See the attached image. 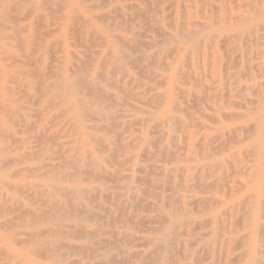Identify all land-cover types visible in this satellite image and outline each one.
Segmentation results:
<instances>
[{"label":"bare ground","instance_id":"bare-ground-1","mask_svg":"<svg viewBox=\"0 0 264 264\" xmlns=\"http://www.w3.org/2000/svg\"><path fill=\"white\" fill-rule=\"evenodd\" d=\"M112 1L0 0V200L5 201L1 206L6 205L7 201H10L12 204L6 207L11 210L15 203L18 204V201L8 198V192L10 191L16 195L17 192L19 195L21 193L26 195L31 193L34 196V200H37L36 202L39 205L42 204L44 209L38 211V213L28 209L24 211V215L32 216L34 214V218H42L45 223H48V226L44 229L42 228V230H29L18 234L14 231L22 228L28 229L30 224L28 221H25V218V222L22 223L20 221V223L18 221L20 224H15L14 222L17 221V219H14L15 216L13 220L6 219L0 223V228L4 227L6 232H10L5 237L6 240L8 239L16 245L20 244L24 246L27 255L44 256L48 260V264H126L130 260H134L133 264H158L155 258L157 256L165 258L171 252L170 250L174 247L173 245H176L177 248L182 246L183 251L186 252L187 246H190L189 243H192L182 242L179 244L175 242L176 233L184 230L183 225L189 227L191 223H178L173 220L174 211L166 214L163 208L169 206H165L164 202L168 201L169 198H162L156 194V191L162 188V185L164 186L165 183L168 186L173 181L174 171L170 169L161 171V168L157 165V162L160 163L161 159L164 160L166 157L176 156H173L171 149V145L173 146L174 144L171 134L173 126L179 125L178 130L180 128L184 130L187 126L185 120L178 119L172 115V112H176V110L181 112H185L186 110L185 107L175 102L173 99L174 92L176 91L177 94L182 96L186 92L177 88L172 77L162 76L159 73V69L162 70L169 67V64L163 63L162 59L166 56L168 57V55H175L177 57L182 55L192 56L198 50L199 43L193 39L195 25L191 22L179 23L178 17L180 14L178 9H176L170 15L173 21L171 25L172 33H168L162 25L163 18L158 19L157 17L159 11L153 9L157 2H160L159 0H145L148 6H142V4H111ZM127 10H134L135 14L132 13V15L136 17L150 14L149 21L151 24L149 25V31L155 34L156 37L145 38L143 34L140 37L137 34L126 38L114 34L113 32L116 31L115 23L117 21L120 24H125ZM254 15L256 14L254 13ZM141 37H144V39H141ZM161 41L167 43L166 47L158 46L162 43ZM173 43H176L177 46L169 47ZM236 46L238 47V45H234V47ZM138 48L150 50V54L140 55L138 53L139 55L135 56L133 53ZM222 49H225V47ZM128 66L135 67L136 71L137 69L139 70L138 77L129 74ZM153 67L157 68V70L152 71ZM179 68H181V73L185 77L186 73L188 74L187 70L190 66L182 63ZM145 71L148 79H150L149 82H153L152 86L145 87L148 96L145 97L147 95L146 92L143 94L144 97H141L138 101L140 106L128 105L129 110L123 112L126 114L117 113L115 109L120 105L122 99L107 88H116V90H119L118 92L126 94L128 92L127 85H140V77ZM163 86L169 88L170 91H159L158 87ZM20 93H22L21 97L19 96ZM133 98L130 99L133 100ZM202 99L205 101V98L202 97ZM122 101L127 105L124 100ZM28 104L36 106L31 115L36 121L32 122L26 119L28 117ZM146 107H152L155 110H150ZM161 108L163 111L158 113L156 109ZM119 119L124 120L119 121ZM53 123L58 127H65L67 129V132L63 135L64 141L53 144L54 149L58 150V158L56 159L60 161L59 163L45 165L46 160L53 161V159L44 158L41 153H28V151L17 157L10 156V144L12 146H25L29 142L28 138L17 137L18 132H20L18 129L24 130V134L34 130L35 136L33 140L45 143L52 141V139L54 140L53 137L45 135V126ZM131 127H136L135 131L139 135H131L127 140L125 138L126 141L120 139L121 132L123 130L127 131ZM144 127L146 131L151 130L149 134H143ZM250 128L253 129L252 127ZM245 132L248 134L247 131ZM98 133H102V135H98ZM19 134L21 135L23 132ZM164 140L167 143L162 144ZM213 144L211 143V145ZM150 146H154L156 149L154 148L155 150L152 151ZM193 146L195 147V145ZM97 148L105 156H97L94 153V149ZM132 148L136 149V152L133 153L129 150ZM125 151H128V154ZM122 152H125L124 156L121 154L123 159L113 164L114 166L117 165L118 169L123 166H126V168L118 171L106 169L105 165H108L106 163L117 158ZM260 154L264 158V151H261ZM139 156L146 161L155 160L156 162L142 166L136 162ZM28 157L36 158L39 166L34 169L28 167L21 169L14 168L27 162ZM211 167L215 171L218 170V165H212ZM45 169L46 172L42 176L46 178V182L43 185L28 187L24 181L14 184L4 181L6 178H17V176H25L28 173L32 175L34 172ZM189 172L190 169L185 170V173L188 174ZM135 174H138V176H135ZM81 175H85L93 182H97L98 180L113 182L115 183V191H112L111 187L107 185H92L86 188H66L60 185L61 182L68 179H75L74 181L78 182L77 178H80ZM148 176H151L153 179L147 178ZM160 178L162 179L160 180ZM197 178H199V186L197 188L201 187L200 190H202L200 192H203L204 187L209 189L217 186L221 180L220 177H217L210 184L205 185L202 182L201 173L198 174ZM68 182L70 183L69 180ZM139 182L146 183L144 186L148 184L151 189H156V191L154 190L155 202L144 200V194L146 193L147 195L149 188L146 187L148 188L147 191L143 188H138ZM237 185L239 184L237 183ZM197 188L196 191L199 192ZM229 191L233 194L239 190L230 187ZM85 200H88L89 203H85ZM109 201L114 207L105 206V203L107 202L108 204ZM181 202L184 203L181 210L185 211V199ZM91 203L95 205L93 209L96 208L98 210L97 213L92 211L90 207ZM209 203L210 198L193 200V204L205 208ZM212 204L214 205V202ZM252 204L254 203L252 202ZM18 205L21 206V204ZM137 205L146 209H152L155 215H138L132 218V214L130 215L127 209L130 207V209L132 207L140 209L138 208L140 206ZM252 206L255 210H258L257 204ZM3 207L5 208V206ZM7 208L6 210H8ZM20 209L22 211V206ZM206 209L209 210L208 206ZM76 212L79 213V216L82 214L86 218L91 217L87 222H91L90 220L94 219V217L96 219L97 217L104 219L100 216L106 213L109 214V217L112 215L110 218L117 216L116 220L119 219L120 223L121 221L124 223L133 221L136 225L141 226L150 224V227H146V232L150 233L151 236L138 237L131 233L115 232L113 230L106 234L99 228L89 227L82 223L72 222L65 224L70 215L73 216V213L75 214ZM246 213H248V210ZM225 216L231 222L235 220V224H238L240 221L233 209L227 211ZM109 221H111V225L113 222L112 220ZM119 222L118 224L120 225ZM205 227L207 226H203V229ZM227 229L230 230V226ZM212 233L214 234V231ZM157 236H160V238ZM199 236L200 240L203 241L207 234ZM70 237H79L83 241L80 243L66 241ZM108 237H111L113 240H109ZM240 238L236 243L240 246L245 242L248 250L242 251L235 258L228 259L230 260L229 264L240 262L241 260L247 264H264L261 261L256 263L253 257L256 244L254 233ZM213 241L211 244H213ZM128 243L134 244L137 248L146 247L147 249L126 251L120 248L121 245ZM232 244L235 243L233 242ZM238 245L237 248L239 247ZM233 250H235L234 247ZM0 251L8 256V259H13L2 249ZM173 251L175 252V250ZM210 252H213L212 246H206L204 253ZM68 254L73 258H66L65 256ZM260 255L262 256L263 254ZM118 257H121V259L119 260ZM205 257L203 255L202 259L207 258Z\"/></svg>","mask_w":264,"mask_h":264},{"label":"rangeland","instance_id":"rangeland-1","mask_svg":"<svg viewBox=\"0 0 264 264\" xmlns=\"http://www.w3.org/2000/svg\"><path fill=\"white\" fill-rule=\"evenodd\" d=\"M159 1L160 2L159 3L157 2V4L154 6L153 9L159 11L157 17L158 19L163 18L162 25L165 27L166 31L168 33H172L171 25L173 21L170 15L176 9H178V12L180 14L178 17L179 23L191 22L192 24L195 25L193 29L194 30L193 39L194 41L196 40V42L199 43V48L198 50H196V52L192 54V56L182 55L177 57L175 55H171V56L168 55V57L166 56L162 58L163 63L169 64V67L164 68L162 70L159 69V73H161L162 76L172 77L174 79L177 88L180 89L181 91H185L187 94L182 96L180 94H177L176 91L174 92L173 99L177 104H180L181 106L185 107L186 110L185 112L183 111L181 112L179 110H176V112L175 111L172 112V115L175 116L176 118L185 120L187 126L184 129L185 131L181 128L180 130H178L179 125L176 124L173 126V129L171 131V134L174 139L173 140L174 144L172 143L173 146L171 145V149L173 152V156L176 155L177 157L176 156L166 157L164 158V160L161 159L160 163L157 162V165L161 168V171L169 170V169L174 171L173 174L174 177H173V181H171V184H168L167 186L166 185L167 183H165L164 186L162 185V188H159V190L157 191L156 189L149 188L148 184L147 186H144L146 183L143 182L142 183L139 182L137 187L143 188L146 191L149 188V190L147 191L148 196L146 195V193L144 194V196L145 197L147 196L148 198L144 197V200L155 202L154 190L156 191V194L160 195L162 198H169V200L165 201L164 203L165 206L168 205L170 208L169 207L163 208L164 212L166 214L167 213L170 214V212L174 211L175 214L172 218L178 223H191L189 224V227L183 225L184 230L180 231V233H176L175 242L179 244H181L182 242L183 243L192 242V243H189L190 246L189 245L187 246L186 252L183 251L182 246L177 248L176 245H173L174 247L176 246V248L174 249V247H172V249L170 250L171 252H169V254L165 258H163L162 256L160 257L157 256V258L155 259L157 260L158 264L159 263L160 264H172V263L229 264L230 260L228 259H231L233 257L235 258L242 251L248 250V247L245 245V242L244 244H242L243 246L242 245L239 246L236 243L239 239H241L240 237H245L251 233H254V236L256 238V244H255V253L253 257L255 258L256 263L258 261L264 263V257H262L264 255V158L260 154L261 151H264V110H263L264 0H253V1L252 0H159ZM115 3H118L120 5L142 4V6H148L147 1L145 0H140V1L113 0L111 2V4H115ZM252 6L255 8H253ZM134 12H135L134 10L132 11L127 10L125 24H120L117 21V23H115L116 31L113 33L116 35H121L126 38H130L133 35H137V34L139 35V37L144 35L145 38L156 37L155 34L149 31V25L151 24V22L149 21L150 14L144 15L142 16L143 17L142 18V17L133 16L132 13L135 14ZM253 12L256 15H254ZM134 17L137 19H135ZM144 37H141V39H144ZM213 39L214 40L216 39L215 40L216 42ZM221 40L223 44L221 43ZM161 42L162 43H160L158 46L166 47L167 43L164 41ZM225 42L226 44H224ZM234 45H238V47L237 46L234 47ZM176 46L177 44L173 43L172 46L169 47H176ZM221 47L222 48L225 47V49H222ZM149 51H147L146 49L138 48L135 51L136 54L135 53L133 54L135 56L139 54L140 55L150 54ZM182 63H186L188 64V66H190V68H188L187 70L188 74L186 73L185 77L181 73L180 70L181 68H179L181 67ZM153 68L152 71L157 70V68L155 67ZM128 72L130 75L138 77L139 70L137 69L136 71L135 67L128 66ZM149 80L150 79H148V76L146 75V71H145L140 77V81H141L140 85L139 84L138 85L134 84L130 86L127 85L128 92H126V94H122L118 92L119 90L118 89L116 90V88H107L109 91L116 94L120 99L124 100L127 104L125 105L124 102L121 100L120 105L115 109L116 112L119 114H126L123 112H127L129 110L128 105L140 106L138 101L140 100L141 97H144L143 94H145L146 92L147 95L145 97L148 96V92L145 90V87L153 85V82L152 81L149 82ZM163 87H158V90L170 91L169 88H167L166 86ZM21 95L22 93H20L19 96L21 97ZM202 97L205 98V101L202 99ZM130 98L131 99L133 98L134 101L131 100ZM198 100L199 102L197 103ZM198 104L200 105L197 106ZM27 107H28V111H27L28 117H26V119L32 122L36 121L35 118L31 117L33 110L36 109V106H33L32 104H28ZM146 108L150 110H155V108L152 107H146ZM156 111L160 113L163 110L161 108V109H156ZM122 120L124 119H119V121ZM45 127H46L45 135L49 137H53L54 140L52 139V141H48L45 143L40 142L41 143L40 144L39 141L33 140L35 136L34 130L31 132L28 131L27 134H24L25 132L24 130L18 129V131H20L21 133L23 132V134L20 135L19 134L20 132H18L17 137L28 138L29 142L25 146L23 145L12 146L10 144L9 146L10 156L17 157L28 151V153L30 152L41 153L43 154L44 158L53 159V161L46 160L44 163L45 165L50 163H59L60 161L56 159L58 158L57 155L58 150L54 149L53 144H55L56 142L64 141L63 135L67 132V129L65 127L63 128L58 127L55 123L51 125H46ZM250 127H252L253 129H251ZM136 129H137L136 127H131L127 131L123 130V132H121L120 134L121 135L120 139L126 141L128 138L131 137V135L138 136L139 134L136 133L135 131ZM150 131L151 130L146 131L145 128V130H143V134L144 135L149 134ZM245 131H247L248 134ZM98 135H102V133H98ZM250 138L252 139L250 140ZM165 143H167L166 140H164L162 144ZM211 143L214 144L211 145ZM39 144L41 147L39 146ZM193 145H195V147ZM154 148L156 149V147L150 146V149L152 151L155 150ZM189 148L191 149L189 150ZM129 150L133 153L136 152V149L134 148ZM125 152H127L128 154V151ZM125 152L120 153L118 157L121 156V154L122 156H124L123 154H125ZM94 153L100 157L105 156V154L100 152L99 148L94 149ZM215 153L218 155L215 156L216 155ZM122 156L120 158L117 157L114 160L108 161L109 163H106L108 165H105L106 169L118 171L126 168V166H123L118 169L116 163H115L116 166H114L113 164L116 161L122 160L123 159ZM140 157L141 156L137 158L136 162H138L142 166L156 162L155 160L146 161L145 159ZM33 158L34 157H28L29 162L27 160V162L23 163L22 165H17L14 168L15 169H21L24 167H28L30 169L37 168L39 166V162L36 158L34 159ZM212 165L214 166L218 165V170L215 171V169L211 167ZM187 169H190V172L188 174L185 173V170ZM45 172L46 169L34 172L32 173V175H30L31 173H28V175L19 176V177L17 176V178L16 177L6 178L4 179V181L12 184L24 181L28 185V187H33L35 185H43L46 182V178L42 176L43 173ZM199 173H201V177H202L201 179L205 185L210 184L213 181V179L217 177H220L222 181L220 180L219 182L220 184H217V186L215 187H211L209 189L204 187L203 192H200L202 191L200 190L201 187L197 188L199 186L198 185L199 178H197ZM135 176H138V174H135ZM205 176H207L206 177L207 179L205 178ZM26 177L28 178L26 179ZM147 178L151 179L152 177L148 176ZM82 179L84 180V182ZM161 179L162 178H160V180ZM68 180L70 181V183L68 182ZM68 180H64L63 182H61L60 185L66 188H73V187L86 188L92 185L94 186L107 185L111 187L112 191H115V183L105 182L103 180H98L97 182H93L92 180L88 179L85 175H81L80 178H77V180H79L78 182L74 181L75 179H68ZM237 183L239 185H237ZM230 187H234V189H237L239 191H236V193L231 194V192L229 191ZM196 188L197 190H199V192L196 191ZM241 188L242 190H240ZM219 189H221V191H219ZM23 194L24 193H21V195H19L17 192L16 195L14 192L13 193L11 191L8 192V198L18 201V204H21L22 206V211L20 209L21 206H19L17 203H15L16 205L15 204L13 205L11 210L8 209L7 207H9L12 204V202L10 201H7V204L3 205L5 206L4 208L1 205L2 203L4 204L5 201L3 202L0 200V206H1L0 223H2L6 219L13 220V218L16 216L17 218L15 217L14 219L15 220L17 219V221L15 222L13 221L15 224H20L21 222L23 223L25 221H28L31 228L29 227L28 229L25 228L18 229L14 231L15 233L19 234L24 231H29V230L36 231V230H42V228L44 229L46 226H48V223L47 222L45 223V221L42 218L41 219L39 217L34 218V214H32L33 217L31 215L28 216L24 215L25 210L31 209L35 213H38V211L43 210L44 207L42 206V204L39 205V203L36 202L37 200H34V196L31 193L27 195L26 194L23 195ZM207 198H210V203L206 205V208L208 206L209 210H207L203 206L200 207L198 205L193 204V200L195 199L202 200ZM184 199L186 202L185 211L181 210L182 206H184V203L181 201ZM84 202L89 203L88 200L87 201L85 200ZM212 202H214V205L212 204ZM252 202L254 204H257L258 210H255L253 208L252 205L254 204H252ZM92 204L93 203L90 204L92 211L97 213L98 210L96 208L93 209L95 205ZM108 204L106 202L105 206L114 207V205H112L110 201ZM6 208L8 210H6ZM130 208L127 209V212H129L130 215L132 214L131 215L132 218L138 215H143V216L155 215V212L152 209H146L142 206L138 207L140 209H137L136 207H132V209L135 208L136 210L135 209L132 210ZM230 209L235 210L236 216L240 220L238 224L237 223L235 224L234 222L235 220L234 221L232 220L233 222L229 221L228 218L225 216V213ZM247 210L248 213H246ZM11 212L12 214H10ZM76 215L79 216V213L76 212L75 214L73 213V216L70 215V217L65 221V224L72 222L82 223L89 227L99 228L103 233L106 234L111 230H113L115 232L131 233L138 237L151 236L150 233L146 232L147 231L146 227H150L151 226L150 224L149 225L145 224L141 226V225H136L133 221H130L131 223L129 221L125 223L121 221L120 223L119 219H118L119 221L116 220L118 218L117 216H113V218H110L112 215L109 217V214L106 213H103V215L100 216L101 218L103 217L104 219H100L99 217H97V219L99 220L98 221L96 217H94V219H92L93 221L90 220L91 222H87L89 221V218L91 219V217L89 218L87 217L88 218L87 220V218L84 217L82 214L79 217L78 216L76 217ZM75 219H77L78 221ZM79 219L80 220L82 219L81 222ZM109 220H112L113 222L111 223V225H110L111 221ZM18 221L21 222L18 223ZM117 221L120 223V225L118 224ZM203 226H207V227L203 229ZM228 226H230V230L227 229ZM110 227L113 229H111ZM3 228L2 229L0 228V241H1L0 250L2 249L7 255L11 256V258H13L14 261L13 259L12 260L10 258L8 259L7 258L8 256H6L2 251H0L1 252L0 264H48L49 263L48 260L44 258V256L43 257L42 255L31 256V254L27 255L24 246L20 244L16 245L14 242L9 241L8 239L6 240L5 237L8 236L10 232H6V229ZM232 229H234L233 231L235 232H233ZM213 231L214 234L212 233ZM203 234H207V236L205 237V239H203V241H201L199 235H203ZM157 237L160 238V236ZM108 239L113 240L111 237H108ZM66 241L72 243L75 242L80 243L83 240L82 239L80 240L79 237L77 238L70 237L67 238ZM212 241L213 244H211ZM233 242L235 244H232ZM191 244H193L194 246ZM236 244L239 246L238 247L239 249L237 248ZM206 246H210V247L212 246L213 252L205 254L204 249ZM233 247L235 250H233ZM120 248L125 249L126 251L147 249L146 247L137 248L134 244H129V243L125 245H121ZM173 250H175L176 254ZM230 250L233 251L231 252ZM178 253L180 254L177 255ZM260 254L263 255L261 256ZM175 255H177V257H175ZM203 255L204 257L206 256L207 258L205 257L206 259L204 258L202 259ZM65 257L66 258L70 257L71 259L73 258L72 256H70V254L66 255ZM118 258L119 260L121 259V257ZM133 262L134 260L132 261L130 260L127 263L133 264ZM245 263H246L245 261L243 262V260H241L240 262H236V263L233 262L232 264H245Z\"/></svg>","mask_w":264,"mask_h":264}]
</instances>
